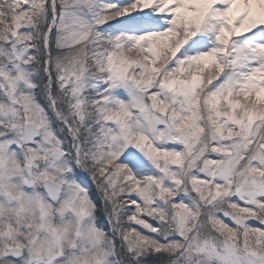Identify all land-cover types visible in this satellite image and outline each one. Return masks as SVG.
<instances>
[{
    "label": "snow or ice",
    "instance_id": "1",
    "mask_svg": "<svg viewBox=\"0 0 264 264\" xmlns=\"http://www.w3.org/2000/svg\"><path fill=\"white\" fill-rule=\"evenodd\" d=\"M0 264H264V0H0Z\"/></svg>",
    "mask_w": 264,
    "mask_h": 264
}]
</instances>
